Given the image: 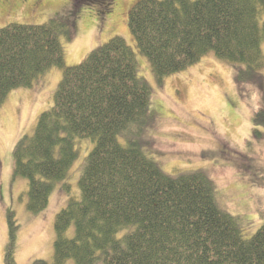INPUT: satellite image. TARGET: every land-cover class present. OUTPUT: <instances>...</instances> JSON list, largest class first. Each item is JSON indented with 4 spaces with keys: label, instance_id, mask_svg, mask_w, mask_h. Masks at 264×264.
Instances as JSON below:
<instances>
[{
    "label": "trees",
    "instance_id": "1",
    "mask_svg": "<svg viewBox=\"0 0 264 264\" xmlns=\"http://www.w3.org/2000/svg\"><path fill=\"white\" fill-rule=\"evenodd\" d=\"M262 11L264 0H140L129 28L159 79L214 51L243 64L239 80L261 82ZM70 28L63 18L0 28V107L12 90L63 69L52 105L13 152L15 176L28 180L30 212L46 209L67 178L77 140L93 142L79 193L56 215L53 264H264V221L246 238L241 217L219 204L205 173L172 176L130 138V127L151 116V89L138 75L135 50L114 36L82 63L65 66L61 36H70ZM254 121L264 123V109ZM8 223L4 264H18L11 214Z\"/></svg>",
    "mask_w": 264,
    "mask_h": 264
},
{
    "label": "rangeland",
    "instance_id": "2",
    "mask_svg": "<svg viewBox=\"0 0 264 264\" xmlns=\"http://www.w3.org/2000/svg\"><path fill=\"white\" fill-rule=\"evenodd\" d=\"M139 1L0 0V28L44 24L55 18L70 21V36H61L65 66L78 65L114 36L123 37L136 52L138 75L151 89V116L130 127V138L172 176L205 173L219 204L241 217L244 235L250 238L264 221V123L254 121L256 112L264 109V68L261 82H244L237 77L242 63L210 51L190 67L157 78L129 28V14ZM260 22L264 24V11ZM62 78V68H50L33 86L12 90L0 107V264L10 238V214L18 225V264L36 259L53 264L56 215L70 194L79 193L91 138L77 140L70 173L54 187L49 205L38 214L27 208L28 180L14 174L15 146L33 132L38 116L52 105ZM120 137L127 141L125 134ZM64 264L76 262L69 259Z\"/></svg>",
    "mask_w": 264,
    "mask_h": 264
}]
</instances>
